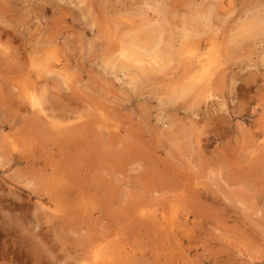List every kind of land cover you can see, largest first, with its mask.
I'll return each instance as SVG.
<instances>
[{
  "label": "rangeland",
  "instance_id": "obj_1",
  "mask_svg": "<svg viewBox=\"0 0 264 264\" xmlns=\"http://www.w3.org/2000/svg\"><path fill=\"white\" fill-rule=\"evenodd\" d=\"M100 1L0 0V264H264V0Z\"/></svg>",
  "mask_w": 264,
  "mask_h": 264
},
{
  "label": "bare ground",
  "instance_id": "obj_2",
  "mask_svg": "<svg viewBox=\"0 0 264 264\" xmlns=\"http://www.w3.org/2000/svg\"><path fill=\"white\" fill-rule=\"evenodd\" d=\"M101 1H103V0H101ZM101 1H100V2H101ZM255 1H256V0H255ZM4 2H5V1H4ZM6 2H7V1H6ZM105 2H106V1H105ZM221 2H222V1H221ZM231 2H232V1H231ZM249 2H250V1H249ZM251 2H252V1H251ZM259 2H260V1H259ZM1 3H2V2H1ZM262 3H263V2H261V5H262ZM2 4H3V3H2ZM5 4H6V3H5ZM99 4H100V8H101V5H103L102 2L99 3ZM105 4H106V3H105ZM165 4H166V3H165ZM112 5H113V4H112ZM147 5H148V4H147ZM211 5H212V4H211ZM253 5H254V4H253ZM9 6H10V5H9ZM106 6H107V4H106ZM259 6H260V5H259ZM42 7H43V5H42ZM107 7H108V6H107ZM148 7H150V6H148ZM182 7H183V6H182ZM216 7H217V6H216ZM261 7H262V6H261ZM109 8H110V7H109ZM207 8H209V7H207ZM212 8H213V7H212ZM250 8H251V7H250ZM252 8H253V12L255 13L256 11H254V7H252ZM12 9H13V8H12ZM12 9H11V11H12ZM106 9H107V8L105 7V10H106ZM157 9H158V8H157ZM4 10H6L5 7H2V6L0 5V11L3 12ZM8 10H9V9H8ZM113 10H114V9H113ZM233 10H234V9H233ZM233 10H231V11L233 12ZM250 10H251V9H250ZM250 10H249V11H250ZM106 11H108V10H106ZM155 11H156V10H155ZM229 11H230V10H229ZM258 11H259V10H258ZM15 12H16V11H15ZM247 12H248V11H246V13H247ZM251 12H252V10H251ZM251 12H250V13H251ZM253 12H252L251 15L255 16V14H256L257 12H256L255 14H253ZM260 12H261V9H260V11H259L258 13H260ZM67 13H68V12H67ZM0 14H1V12H0ZM10 14H12V12H11ZM142 14H143V13H142ZM157 14H158V13H157ZM230 14H231V13H230ZM2 15H3V14H2ZM144 15H145V13H144ZM212 15H213V14H212ZM247 15H250V14H247ZM251 15L249 16V18L251 17ZM0 16H1V15H0ZM159 16H160V15H159ZM203 16H204V15H203ZM203 16H202V17H203ZM213 16H214V15H213ZM213 16H212V17H213ZM216 16H217V15H216ZM216 16H215V17H216ZM260 16L263 17L264 14L262 15V14L260 13ZM260 16H259V17H260ZM5 17L7 18V16H5ZM199 17H200V16H199ZM206 17H207V15H206ZM218 17H219V16H218ZM221 17H222V16H221ZM225 17H226V16H225ZM245 17H246V16H245ZM259 17L255 16V18H257V19H259ZM6 18H5V19H6ZM8 18H9V17H8ZM194 18H195V17H194ZM249 18L247 17L246 20L248 21V20L251 19V18H250V19H249ZM252 18H253V17H252ZM52 19H53V18H52ZM109 19H110V18H109ZM139 19H140V18H139ZM207 19H208V17H207ZM212 19H213V18H212ZM241 19H242V18H241ZM257 19H255V20H257ZM2 20H3V22L5 21L3 18H2ZM2 20H1V21H2ZM106 20H107V19H106ZM147 20H148V19H147ZM210 20H211V18H210ZM252 20H253V19H251L250 21H252ZM1 21H0V22H1ZM153 21H157V20L154 19ZM196 21H197V20H196ZM205 21H206V19H205ZM257 21H258V20H257ZM9 22L12 23V21H9ZM9 22H8V23H9ZM209 22H210V21H209ZM241 22H243V21H241ZM4 23H7V22H4ZM49 23H50V22H49ZM60 23H61V22H60ZM107 23H108V22H107ZM111 23H112V22H111ZM115 23H116V22H115ZM140 23H141V21H140ZM143 23L145 24L146 27L148 26V25H146L145 21H144ZM149 23H151V22H149ZM149 23H148V24H149ZM190 23H191V22H190ZM205 23H206V22H205ZM205 23H204V24H205ZM212 23H213V22H212ZM263 23H264V22H263ZM263 23H261V24L263 25ZM13 24H14V23H13ZM15 24H16V23H15ZM63 24H64V23H63ZM104 24H105V23H104ZM158 24H160V23H156V24L154 25V26H155V27H154V31H155V33H156L155 38H156L157 40H159L158 42H161V41L163 40V38H164L166 32L164 33V36H162V30L165 29V28L161 29L163 26L160 28V25H158ZM197 24H198V23H197ZM204 24H203V25H204ZM207 24L209 25L208 22H207ZM250 24H251V23H250ZM252 24H253V23H252ZM4 25H5V24H3V26H4ZM57 25H58V24H57ZM190 25H191V24H190ZM192 25H193V24H192ZM195 25H196V23H195ZM221 25H222V22H221ZM223 25H224V24H223ZM225 25H226V24H225ZM248 25H249V24H248ZM255 25H256V24H255ZM258 25H259V24H258ZM5 26L8 27L7 24H6ZM5 26H4V28H5ZM50 26H51V25H50ZM115 26H116V25H115ZM135 26H136V25H135ZM135 26H134V27H135ZM213 26H214V25H213ZM263 26H264V25H263ZM0 27H1V26H0ZM130 27H131V26H130ZM139 27H140V26H139ZM152 27H153V26H152ZM204 27H205V25H204ZM217 27H218V26H217ZM108 28H109V27H108ZM118 28H119V27H118ZM140 28H141V27H140ZM189 28H190V27H189ZM253 28H255V27H253ZM182 29H183V28H182ZM211 29H213V27H212ZM214 29H215V28H214ZM214 29L212 30L213 32L215 31ZM220 29H221V28H220ZM246 29H247V27H246ZM251 29H252V28H251ZM112 30H113V29H112ZM123 30H124V29H123ZM128 30H129V29H128ZM128 30H127V32H125V33L128 34ZM132 30H133V29H132ZM201 30H202V29H201ZM216 30H217V29H216ZM256 30H257V29H256ZM263 30H264V29H263ZM14 31H15V30H14ZM154 31H152V32H154ZM191 31H192V30H191ZM206 31H208V29H207V25H206ZM210 31H211V30H210ZM6 32H7V31H6ZM16 32H17V31H16ZM16 32H15V33H16ZM129 32H131V31L129 30ZM132 32H133V31H132ZM134 32H135V31H134ZM192 32H193V31H192ZM215 32H217V31H215ZM219 32H220V31H219ZM247 32H248V30H247ZM254 32H255V31H254ZM256 32H257V31H256ZM263 32H264V31H263ZM8 33H9V32H8ZM107 33H109V32H107ZM107 33H106V34H107ZM111 33H112V32H111ZM148 33H149V32H148ZM155 33H154V35H155ZM197 33H198V32H197ZM258 33H259V32H258ZM261 33H262V31H261ZM16 34H17V33H16ZM129 34H130V35H129ZM129 34H128L127 36H131V33H129ZM149 34H151V32H150ZM152 34H153V33H152ZM199 34H200V32H199ZM202 34H204V33H202ZM202 34H201V35H202ZM245 34H246V33H245ZM262 34H263V33H262ZM136 35H137V34H136ZM183 35H185V34H183ZM205 35L207 36V34H205ZM214 35H215V33H214ZM263 35H264V34H263ZM263 35H262V36H263ZM144 36H145V35H144ZM147 36H148V35H147ZM151 36H152V35H151ZM167 36H168V35H167ZM187 36H188V35H187ZM187 36L185 37L186 39H187ZM199 36H200V35H199ZM199 36H198V37H199ZM242 36H243V35H242ZM256 36L258 37L259 35L256 33ZM260 36H261V35H260ZM5 37H6V36H5ZM133 37H134V36H133ZM149 37H150V36H149ZM152 37H153V36H152ZM196 37H197V36H196ZM200 37H201V36H200ZM212 37H213V36H212ZM248 37H249V36H248ZM113 38H114V36H113ZM113 38H112V39H113ZM124 38H126V36H125ZM128 38H130V37H128ZM189 38H190V36H189ZM193 38H195V37H193ZM202 38H205V37L203 36ZM246 38H247V37H246ZM250 38H251V37H250ZM250 38H249V39H250ZM259 38H260V37H259ZM259 38H258V39H259ZM7 39H8V37H7ZM103 39H104V38H103ZM106 39H108V37H107ZM106 39H105V40H106ZM130 39H131V38H130ZM130 39H129V40H130ZM150 39H151V38H150ZM164 39H165V38H164ZM168 39H169V37H168ZM182 39H183V38H182ZM197 39H198V38H197ZM215 39H216V38H215ZM247 39H248V38H247ZM249 39H248V41H249ZM251 39H252V38H251ZM254 39H255V38H253V40H254ZM258 39H257V40H258ZM3 40H4V39H3ZM113 40H114V39H113ZM126 40H127V38H126ZM151 40H152V39H151ZM205 40H207V39H205ZM216 40H217V39H216ZM1 41H2V40H1ZM16 41H17V39H16ZM143 41H144V40H143ZM154 41H155V40H154ZM154 41H153V42H154ZM165 41H166V40H165ZM207 41H208V40H207ZM245 41H246V40H245ZM248 41H247V42H248ZM250 41H252V40H250ZM121 42H123V41L121 40ZM151 42H152V41H151ZM203 42H204V41H203ZM225 42H227V41H225ZM247 42H246L245 44H249V43H250V42H248V43H247ZM51 43H52V42H51ZM130 43H131V41H130ZM204 43H206V42H204ZM151 44H152V43H150V45H151ZM155 44H157L156 41H155ZM129 45H130V44H129ZM147 45L149 46V43H148ZM160 45H161V44H160ZM226 45H227V44H226ZM126 46H127V45H126ZM145 46H146V45H145ZM148 46H146V47H148ZM157 46H158V45H157ZM198 46H199V45H198ZM129 47H130V46H129ZM160 47L163 48L162 46H160ZM191 47H192V46H191ZM194 47H195V46H194ZM131 48H132V46H131ZM134 48H135V47H134ZM142 48L145 49L144 47H142ZM149 48H150V47H149ZM151 48H152V47H151ZM169 48H171V47H169ZM196 48H197V45H196ZM156 49H157V48H156ZM171 49H172V48H171ZM192 49H195V48L192 47ZM133 50H134V49H133ZM137 50H138V49H137ZM150 50H151V49H150ZM152 50H153V49H152ZM154 50H155V48H154ZM130 51H131V50H130ZM138 51H139V50H138ZM138 51H137V52H138ZM157 51H158V50H157ZM162 51H164V50L162 49ZM171 51H174V50H171ZM227 51H228V48H227ZM148 53H149V51H148ZM159 53H161V52H159ZM159 53H158L157 55H159ZM155 54H156V53H155ZM161 54H162V53H161ZM161 54H160V55H161ZM163 54H164V52H163ZM139 55H140V54H139ZM157 55H154V56H157ZM73 56H74V55H73ZM142 56H143V55H142ZM142 56H141V57H142ZM18 57H19V56H18ZM144 57H145V56H144ZM161 57H162V55H161ZM15 58H16V57H15ZM155 58H156V57H155ZM157 58H158V57H157ZM157 58H156V59H157ZM59 59H60V58H59ZM146 59H147V58H146ZM61 60H62V59H61ZM151 60H152V59H151ZM11 61H12V60H11ZM199 61H200V60H199ZM199 61H198V62H199ZM155 62H156V61H155ZM143 63H145V62H143ZM6 64H7V63H6ZM8 64H9V63H8ZM197 64H198V63H197ZM203 64H204V63H203ZM142 65H143V64H142ZM199 65H200V64H199ZM194 66H195V65H194ZM2 67H3V66H2ZM197 67H198V66H197ZM197 67H196V68H197ZM16 69H17V68H16ZM18 69H19V68H18ZM141 69H142V68H141ZM216 69H217V68H216ZM1 70H2V69H1ZM7 71H8V70H7ZM47 73H48V72H47ZM223 73H224V72H223ZM215 74H216V73H215ZM221 76H222V75H221ZM205 84H206V83H205ZM200 85H201V84H200ZM204 86H205V85H204ZM209 92H210V91H209ZM54 99H55V98H54ZM3 103H4V102H3ZM40 105H41V104H40ZM46 118H47V117H46ZM47 136H48V135H47ZM69 157H70V156H69ZM88 245H89V244H88ZM91 249H92V248H91V246H90V250H91ZM48 251H49V250H48ZM81 251H83V250H81ZM78 253H79V252H78ZM78 253H77V254H78ZM91 253H92V252H91ZM89 254H90V253H89ZM86 255H88V254H86ZM49 257H50V256H49ZM41 258H42V257H41ZM42 262H43V261H42ZM38 264H39V263H38Z\"/></svg>",
  "mask_w": 264,
  "mask_h": 264
}]
</instances>
